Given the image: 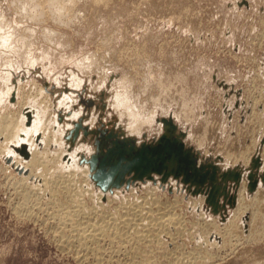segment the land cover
<instances>
[{"label":"rangeland","instance_id":"1","mask_svg":"<svg viewBox=\"0 0 264 264\" xmlns=\"http://www.w3.org/2000/svg\"><path fill=\"white\" fill-rule=\"evenodd\" d=\"M0 19L9 22V30L17 33L16 46L21 48L19 59H24L27 50L23 39L33 31L37 32L31 46L37 48L35 55L45 53L49 57L44 61L48 75L43 73L41 62L36 67L24 65L21 71H14L15 82L26 75L20 88L23 86L29 96L37 93L33 82L36 80L38 86L42 84L50 89L48 94L57 104L64 92H71L70 82L76 75L85 83L78 90L83 96L79 101L96 102L92 106L86 102L80 104L87 118L98 116V127L100 119L104 124L109 119L115 125L118 117H111L109 102L115 95L123 94L133 97L146 113L156 107L160 110L161 106L167 107L159 118L172 117L179 129L187 133L186 143L200 151L202 159L211 158L222 169L240 166L249 172L257 153L264 163V0H0ZM7 54L11 55L5 53L0 59V75L7 72ZM82 62L91 63L92 69L82 71L78 66ZM57 78L59 85L55 82ZM1 81L0 78V84ZM176 113L187 115L189 121H176ZM106 126L114 127L113 124ZM120 126L115 128L119 130ZM146 130L147 141L159 136L157 126ZM85 142L94 143L91 138ZM246 155L251 161H246ZM7 165L8 159L0 155V264H145L148 261L177 264L180 260V264H264L263 165L254 193L249 192L250 181L246 179L248 200L260 194L256 196L261 202L257 214L253 218L248 213L245 224L238 225V231L226 233L222 229L217 239L209 238L206 242L203 237L211 229L207 221L216 228L218 224L223 227L237 206H228L223 219L206 204L205 196L192 195L173 178L170 185V181L162 185L157 177L156 183L138 182L129 189L124 187L110 193V199L104 200L108 206L105 210L117 215L122 206L149 197L154 191L162 206L167 201L170 206L174 203V214L180 217L179 227L170 225V235L151 231L157 237H149L144 242L139 240V235L146 234L144 229L132 226L127 237L102 240L94 251H83L76 244L61 245L64 239L53 218L60 214L59 208L47 204V195L20 211L17 207L22 196L10 181L13 178L17 181L20 175ZM94 190L96 193L87 195L85 201L97 206L96 196L101 190L97 186ZM75 248L80 252L76 253ZM137 259L143 261L140 263Z\"/></svg>","mask_w":264,"mask_h":264},{"label":"bare ground","instance_id":"2","mask_svg":"<svg viewBox=\"0 0 264 264\" xmlns=\"http://www.w3.org/2000/svg\"><path fill=\"white\" fill-rule=\"evenodd\" d=\"M9 25H10L9 22L4 21L3 19H0V59H2L3 54L5 55V53H11V55L7 54L8 60L5 63L7 65V68H8L7 70H5L7 72H5L4 75H0L1 76L0 78L2 79L1 84H0V136L2 137V138H0L1 139V141H0V155H2L4 160L8 159V165H7L8 168H10V169L12 168L13 170H16L18 172V174L20 175V177L18 176L19 178H17V181H15V182L13 181V179H15V178L10 180V181H12L11 183L13 185L15 184V188H16L17 192L20 194V196H22V202L20 201L21 204L18 205L17 208H19L20 211H23L29 203H33V204L37 203V200H39L40 198H44V195L45 196L47 195L48 196V197H46L48 199V200H46L47 204H49V205L53 204V206L59 208L60 214L57 216L53 215L54 216L53 218L55 221L57 220L56 222H58L57 223L58 226L56 228L58 229V231H61V233H62L61 235L63 236V239H64L62 241L61 245L70 247V246L76 244L83 251L84 250L94 251L95 250L94 248L96 246H98L99 242L102 240H109V241H110V239L111 240H115V239L119 240V239H122L124 237H127L128 236L127 233H130V232H128V229L131 231L130 228L132 226L133 227L135 226V228L138 230L144 229V231L143 230L142 231L146 232V234H141V235L138 234L140 241L141 240L144 241V239L146 240L149 237H153V239H155L158 234L157 233L151 234V231L153 232L155 230L159 233V235H160V233L161 234L165 233V234L170 235L169 234V229H170L169 226L172 224H175L174 226L178 225V227H179V225L181 224V222H179L180 217H176L174 214L176 212V211L174 212V207H173L174 203H173V205L171 203V206H170V205H168L169 203L167 201V205L165 207L162 206L163 205L162 201H160L158 198H156V196H155L156 193L154 194V191L150 192L151 194H149V192H148L149 197L147 196L146 198L141 199L140 201L135 200V202H133L134 201L133 200V201H131L133 203L127 201V202H129V204L126 206L124 204H122L124 206L121 207L122 208L121 211L119 208L120 207L119 206L120 204H119L118 205L119 209L118 208L117 209L120 212L117 210L118 211V213L116 212L117 215L113 214L114 212L109 213L105 210V206H107V205H104V200L110 199V196H109L110 193H104V192L100 191V192H98V194L96 196V200H97L98 205L95 206V205H88L87 204V201H85V197L87 195L93 196V194L96 193V191L94 190V187H96V186H94V184L92 183L93 181L91 179V172H90L89 165L81 164L80 160H81L82 155L89 157L91 154H93L94 147H93V145L89 144L88 142L81 141L82 140V134H81L80 140L76 143L74 148L69 150V147H68L69 143L65 139L67 132L74 127V124L76 122H78L82 116H85V114H84L85 109H83V107L80 104L83 102L79 101L80 98L83 96H81L80 95L81 92L78 91V90H81V88L84 86V84H85L84 80L82 78L74 75L75 77L73 76L74 78L70 82L71 88L69 90H71V92H69V91H68V93L64 92V95L59 99L57 104H55L56 102H54L53 99L51 100L50 95L48 94L50 92L49 91L50 89H48V88L45 89L44 86H41L42 84L38 86V84L35 83L36 80H34L33 82L35 85L34 89H37V93L34 96H32V95L29 96L28 93H27L28 94L27 95L25 93V91L23 90V86H21L22 88H20V85L26 79V75L24 77L22 76L21 78L17 77L20 80L18 82H15L13 80L14 71L17 72V70H19V69L21 71V68H23L24 65H27V66L31 65L33 67V66H35L36 63L41 62L43 68L45 69L44 70L42 68L44 70L43 73L46 72V75H48V72H47L48 70L46 68V65L44 64V61H46V60L48 61L49 57L45 53L40 55V56L35 55V50L37 48L31 47V46L34 45V43H32V40H34L33 36L36 35L37 32L33 31V32H31L30 36L25 37L23 39L24 45H25L24 48L27 49V50H25V55H27V56L25 57V55H24L23 60L19 59L20 58L19 54L21 53L20 52L21 48L18 47V49H17V46H16V43L18 42L17 41V33L11 32L8 28ZM48 33H49V31H48ZM50 35L51 34L49 33V36ZM16 54L18 55V57ZM14 56H16L15 59L13 58ZM78 66L82 71H83V69H92L91 63L85 64L84 62H82ZM23 73H25V72H23ZM32 73H34V72H32ZM104 76H105V74H104ZM53 80L52 81L50 80V81L53 82ZM124 80L125 79H122L121 81L124 83ZM55 82L57 85L61 84L59 78L55 79ZM47 84H46V87H47ZM30 85H31V83H30ZM70 85H68V86L70 87ZM49 87H50V85H49ZM51 87H52V83H51ZM59 87H57V88H59ZM99 88H100V86H99ZM74 90L76 92H72ZM75 93H77V94H75ZM57 95H58V93H57ZM128 95H129V93H128ZM84 96L86 97V94H84ZM87 98H88V96H87ZM88 100H90V99H88ZM105 101H106V99H105ZM94 104L96 105V102H94ZM109 105L112 108V110H110L112 112L111 117H114V115H116L115 117H118L117 118L118 121L115 123V125H121L120 128L123 127V129L126 130L125 133L128 136H134L138 139V141L142 142L143 140H146V137L148 136V134H146V133H148L146 129L153 130L154 128H156V126L158 127V130H159L158 135H161V133L163 131V123L161 121L162 117L161 118H159V117L163 111L168 110L167 107L161 106V110L158 107H156L155 109H152V111H150L149 113H146L144 107L139 106L137 104V102L134 101L133 97L129 98L128 96H124L123 94L122 95H119V94L115 95V99L110 101ZM162 105H164V104H162ZM176 114H177L175 116L176 121L177 120L182 121V119H185V121H189L187 118V115H183L182 113H176ZM68 115H70V117ZM67 116L69 118H67ZM86 116H88V115H86ZM111 117H109V118L111 119ZM104 118H107V117L104 116ZM60 119H62V121ZM97 119H98V116L97 117L93 116L91 118H85L84 121L87 120L85 123L87 125H89L91 128H95ZM30 121H31V123H30ZM106 122H108L106 124H109V125L112 123V122H109V119H108V121L106 120ZM85 123H84V125H86ZM176 123H178V122H176ZM23 143L28 145V149H29V151H28L29 157L28 158H24L23 156H21L17 152V148H19ZM201 145H202V141L200 143V146ZM52 148H54V149L52 150ZM262 150H263L262 154H264V146H263ZM249 155H251V154H249ZM246 156H244L246 158V161L247 162L251 161L249 159V157L248 156L246 157ZM263 168H264V163H263ZM80 182L82 185L80 184ZM146 182H148V181H146ZM146 182H143V183H146ZM170 183H172V182L170 181L169 185H170ZM9 188H10V186H9ZM155 190H156V188H155ZM19 194H18V196H19ZM114 194H116V193H114ZM258 195H260V194L257 193L255 195L254 200H252V201L248 200V198H247V182H246V178H244L242 185L240 187V190H239V194H238L237 207L235 210H233L231 212V215H229V218L225 222L224 226L219 227V224H218V228H216V226H214L212 224V222L209 223V220L208 221L206 220L207 225H209V227L208 226L207 227L208 228L211 227V229L210 230L207 229L209 232L207 233L206 237H203L205 239V241L207 242L209 240V238H212L214 240L217 239L219 234H220V231L222 229L226 233H233V231H235L237 229V227H239L242 224H245L244 223L245 216H247L248 213L252 214L253 218H254L255 214H257L256 209L259 206V202H260L259 198L256 197ZM199 198L201 199V197H199ZM160 199H162V198L160 197ZM94 201H95V199H94ZM201 201L203 202L204 199ZM113 202H114V200H113ZM110 203H111V201H110ZM123 203H125V202H123ZM16 204H19V202H17ZM201 204H203V203H201ZM154 206H155V208H154ZM37 207H38V205H37ZM46 207L49 208V206H46ZM58 208H56V209H58ZM107 208H108V206H107ZM15 209H16V206H15ZM36 209H38V208H36ZM39 209H40V207H39ZM46 210H47V208H46ZM113 210H115V209H113ZM43 211H44V209L42 210V212ZM201 211H203V210H201ZM34 212H32V213H34ZM110 212H111V210H110ZM28 213H30V212L28 211ZM52 214H53V212H52ZM37 215H38V213L36 212L35 218ZM39 216L41 217V215H39ZM27 217H28V215H27ZM48 218H49V215H48ZM46 221H48V220H46ZM44 222H42V223H44ZM49 223L52 224L51 221ZM138 230H137V232H138ZM170 230H172V228ZM178 231H179V229H178ZM237 231H238V229H237ZM180 232H181V230H180ZM136 237H138V236H136ZM154 241L157 242L156 240H154ZM144 242H146V241H144ZM116 243L118 244V242H116ZM147 243H149V241ZM123 244H125V243H123ZM102 245H104V244H102ZM113 245H115V244H113ZM136 246H138V245H136ZM100 247H98V249ZM125 247H126V245H125ZM132 247H134V246H132ZM139 247H140V244H139ZM77 249H76V253L79 251ZM139 249H138V251H139ZM126 250H128V249L126 248ZM141 250H142V247H141ZM133 252H134V249H133ZM84 253H86V252H84ZM136 253H135V255H137ZM144 253L146 254L145 249H144ZM181 253H182V251H181ZM125 254H127V253H125ZM142 254H143V252H142ZM194 254H195V252H194ZM100 255H103V254L100 253ZM165 255H166V253H165ZM190 255L192 256L191 253H190ZM78 259H80L79 256H78ZM103 259H104V257H103ZM130 259H132V258L130 257ZM141 260L140 261L138 260V261L141 263ZM180 261H179V263L177 262V264H180ZM145 264H153V263L148 261ZM189 264H191V263H189Z\"/></svg>","mask_w":264,"mask_h":264},{"label":"water","instance_id":"3","mask_svg":"<svg viewBox=\"0 0 264 264\" xmlns=\"http://www.w3.org/2000/svg\"><path fill=\"white\" fill-rule=\"evenodd\" d=\"M82 102L94 105L93 100ZM87 117L82 116L67 132L65 139L69 143V150L74 148L81 134V141L88 138L93 140V154L89 157L82 155L80 163L89 165L92 181L104 193H113L124 187L129 189L138 182L156 183L157 177L164 185L173 178L181 182L192 195L205 196L206 204L224 219L227 207L237 206V190L244 178L250 181V193L258 188L259 170L263 165L259 153L252 158L249 172L240 166L222 169L211 158L202 159L201 152L186 143L187 133L179 129L172 117L161 119V135L142 142L134 136H128L122 128L117 130L114 123H111L113 128H108L101 119L100 127L84 125ZM28 151L25 143L17 148L24 158L29 157ZM261 177L264 181V175Z\"/></svg>","mask_w":264,"mask_h":264}]
</instances>
